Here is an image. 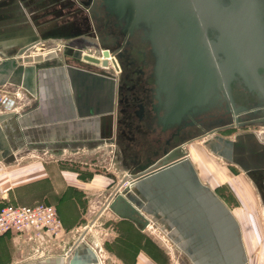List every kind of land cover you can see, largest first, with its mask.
Segmentation results:
<instances>
[{"label": "crops", "instance_id": "0c3cea01", "mask_svg": "<svg viewBox=\"0 0 264 264\" xmlns=\"http://www.w3.org/2000/svg\"><path fill=\"white\" fill-rule=\"evenodd\" d=\"M11 30L15 33L8 37L11 40L0 45V91L7 89L16 102L14 108L0 105V206L53 205L63 229L58 236L46 235L37 242L24 234L1 236L0 264H68V256L72 257L77 247L69 254L70 250L93 222L92 217L113 211L106 205L122 179L117 171L111 170L119 139L116 115L105 113L109 102L103 92L101 68L78 62L73 65L89 71L92 76L88 77L71 73L68 62L16 64L14 55L4 59L2 52L14 51L15 47L9 50L7 47L25 36ZM194 143L188 159L198 180ZM145 170L134 171L132 175L138 176ZM136 179L131 177L129 182ZM163 196L168 198L164 190L153 185L135 187L129 193V201L140 211L148 210L152 201L159 202ZM226 207L237 223L247 254L243 232L246 221L236 205ZM208 252L205 248L192 256L211 264L207 261ZM138 256L139 253L133 264H138ZM150 259L157 264V259Z\"/></svg>", "mask_w": 264, "mask_h": 264}, {"label": "water", "instance_id": "95a60500", "mask_svg": "<svg viewBox=\"0 0 264 264\" xmlns=\"http://www.w3.org/2000/svg\"><path fill=\"white\" fill-rule=\"evenodd\" d=\"M103 3L110 15L124 23L126 36L140 26L145 27V38L156 55L157 92L159 96L165 94L167 100L160 103L165 111L163 115H160L161 108H156L158 126L162 131L181 125L184 119L192 118L200 110H207L220 96L234 113H238L231 92V84L237 78L249 90L264 96V0H103ZM26 22L23 18L14 21L12 29L20 24L24 26ZM20 33L29 36L31 32L24 30ZM88 44L90 46L75 47L76 60L105 69L109 52L105 50L103 58L91 55L84 51L99 45ZM112 63L118 71L116 60L113 59ZM68 68L74 74L90 75L89 71ZM103 92L109 102L105 113L113 114L115 98L105 87L104 80ZM117 165L115 170L122 179L106 205L111 210L118 213L131 211L143 225L148 226L151 220L129 201V193L135 187L140 189L153 185L164 190L168 198L163 196L159 202L156 199L152 201V210L160 216L167 214L170 218H179L190 229H193L191 223L196 228L200 225L211 228L212 234L203 239L210 240L213 248L216 241L220 250L229 257L228 264H237L243 257L238 226L230 210L211 191L201 189L190 166L183 162H164L133 176L122 162ZM115 166L116 163L112 162V167ZM131 177L138 179L129 182ZM120 204H127V211L120 212L117 209ZM86 232L80 235L70 252L77 246L83 247ZM84 246L85 255L74 253L72 257L68 256V264H90L88 256L97 259L89 245ZM202 254L203 251L197 255ZM213 259L216 261L215 257ZM198 260L196 264H201Z\"/></svg>", "mask_w": 264, "mask_h": 264}, {"label": "flooded vegetation", "instance_id": "af4514ba", "mask_svg": "<svg viewBox=\"0 0 264 264\" xmlns=\"http://www.w3.org/2000/svg\"><path fill=\"white\" fill-rule=\"evenodd\" d=\"M4 13L21 14L27 21L24 26L20 24L19 29H14L31 32V36L22 40H48L46 38L53 35L60 41L58 48L61 51L76 50V46L93 43L99 47H90L89 50L95 51L91 55L103 58V52H109L108 66L99 68L103 70L101 76L105 87L115 98L119 139L113 160L116 166H111V170H115L119 162L130 174L164 162H183L190 166L191 144L203 141L214 156L253 183L264 211V96L249 90L237 78L232 82L231 92L238 113H234L220 96L207 110H200L192 118L184 119L181 125L162 131L156 108H161L160 103L167 100L165 94L159 96L157 92L156 55L145 38V27L140 26L126 36L124 23L110 15L103 0H0V17ZM11 23L0 28L11 30L14 27ZM164 112L161 108L160 115ZM227 133L230 134L228 138ZM111 139L117 140L115 136Z\"/></svg>", "mask_w": 264, "mask_h": 264}, {"label": "rangeland", "instance_id": "374dc122", "mask_svg": "<svg viewBox=\"0 0 264 264\" xmlns=\"http://www.w3.org/2000/svg\"><path fill=\"white\" fill-rule=\"evenodd\" d=\"M20 19H22L21 14L4 13L0 17V27ZM13 33L14 31L10 29L0 28V45L8 43L6 40H11L8 37L13 36L11 35ZM52 36L46 38L48 40L36 38L17 40L7 47L8 50L15 47V50L2 52L3 58L14 55L13 61L16 64L54 62V60L68 62L71 65L77 63V51L59 50L60 41ZM3 49L7 50L5 46ZM84 52L92 54L95 51L91 49ZM63 54L66 57H63ZM9 62L11 63L12 60ZM79 64L81 63L78 62ZM8 89L13 88L8 87ZM225 136L228 138L230 134L227 133ZM192 149L198 160L195 166L201 189L204 188L205 192L211 191L230 208L236 205L242 213V220L246 221L247 226L243 227V232L246 237L247 254L243 249V257L236 263L264 264V212L258 190L246 175L214 156L203 141L194 143ZM126 205L120 204L117 209L120 212L127 211ZM141 212L152 221L148 226L143 225L139 217L131 211L118 213L114 209L100 217L93 216L90 220L93 222L85 229L87 232L83 244L89 245L91 251L97 255V259L88 256L87 261L90 264H133L136 254L139 253L138 264H155L150 257L157 259V264H195L198 259L192 258L191 255L196 256L201 249L207 248L210 250L207 261L210 260L211 264H228L229 257L218 248V245L215 244L213 248L210 240L203 239L212 234L211 228L201 225L196 228L191 223L193 229H190L186 227V222L179 218H170L167 214L160 216L152 208ZM84 245L81 248L77 246L76 255H85ZM213 253L216 261L212 257Z\"/></svg>", "mask_w": 264, "mask_h": 264}, {"label": "built area", "instance_id": "2783aa9c", "mask_svg": "<svg viewBox=\"0 0 264 264\" xmlns=\"http://www.w3.org/2000/svg\"><path fill=\"white\" fill-rule=\"evenodd\" d=\"M8 94L7 91H0V105L14 108L16 102ZM62 229V221L53 205L41 203L28 206L7 203L0 206V237L17 233L37 242L46 235L58 236Z\"/></svg>", "mask_w": 264, "mask_h": 264}, {"label": "bare ground", "instance_id": "6f19581e", "mask_svg": "<svg viewBox=\"0 0 264 264\" xmlns=\"http://www.w3.org/2000/svg\"><path fill=\"white\" fill-rule=\"evenodd\" d=\"M232 85V84H231Z\"/></svg>", "mask_w": 264, "mask_h": 264}]
</instances>
